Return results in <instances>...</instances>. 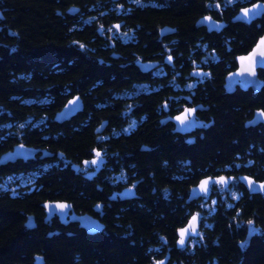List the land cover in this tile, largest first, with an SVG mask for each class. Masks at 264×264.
Wrapping results in <instances>:
<instances>
[{"label":"flooded vegetation","instance_id":"flooded-vegetation-1","mask_svg":"<svg viewBox=\"0 0 264 264\" xmlns=\"http://www.w3.org/2000/svg\"><path fill=\"white\" fill-rule=\"evenodd\" d=\"M118 2L110 9L116 11L114 17L102 13L96 29L100 50L111 52L109 58H101L104 71L97 80L100 87L107 86L108 81L117 85L113 99L117 101L118 121L112 124L102 119L100 148L90 157L71 163L73 174H68L66 187L76 199L58 200L64 204L61 215L48 216L42 204V216L9 209L18 223L15 221L16 228L10 225L0 232V243L5 246L0 264H116L112 256L118 251L125 256L133 244H126L125 240L133 230L149 226L135 223L132 214H143L149 219L151 212L161 211L160 206L150 207L158 194L162 199L166 197L165 188L157 189L156 179L175 176L181 188L183 170L195 181L189 186L188 195L202 179H213L206 192L187 203L194 204L199 226L198 213L223 210L231 199L264 197V190L250 192L243 182L264 184V63L257 65L264 60V45L257 56L250 55L264 41V0H176L171 7L161 4L166 9L175 8L177 13L167 14L170 22L154 31L148 13H134L136 8L147 10L153 4L147 0H129L127 6ZM65 5L64 1L66 10ZM245 10L247 15L236 20ZM61 19L69 28L71 17ZM182 19L191 21V26L182 29L177 23ZM199 20L210 24L196 25ZM3 22L0 8V51L5 48ZM152 40L157 44L155 48ZM19 41L23 43L24 37H19ZM70 46L66 44V51H70ZM238 58L242 59L240 76L226 79L240 69ZM71 59L67 57L65 67L68 87L74 83ZM137 63L146 65L140 68ZM150 63L155 64L147 66ZM77 91L69 98L78 95L83 105ZM115 126H120V130ZM7 127H13L16 133L19 130L17 126H7L6 112L0 110V156L21 143L15 142L17 138L14 141ZM108 134L116 140L106 142ZM119 135L130 136V141L117 142ZM135 145L138 151L134 153ZM183 147L198 156L192 168L184 169ZM157 148L159 160L153 157ZM139 151L148 158H135ZM39 156L40 152L26 161L16 159L0 164L1 197L19 203L24 193L35 190L36 163L42 162L43 168L53 166L51 161L46 163L48 158ZM63 161L70 163L69 159ZM23 166L31 169L23 174ZM221 178L224 183L219 182ZM78 217L84 220H76ZM159 226L165 227L162 223ZM23 233L29 235L25 240ZM36 234L51 246L62 241L65 252L31 253ZM176 241L174 247L151 245L149 239L141 242V251L148 252L147 264L162 260L168 264L172 257L180 258V249L193 237L182 247H177ZM23 244L28 245L27 252L22 251Z\"/></svg>","mask_w":264,"mask_h":264},{"label":"trees","instance_id":"trees-1","mask_svg":"<svg viewBox=\"0 0 264 264\" xmlns=\"http://www.w3.org/2000/svg\"><path fill=\"white\" fill-rule=\"evenodd\" d=\"M127 1L129 0H0L6 32L5 48L0 51V110L6 112L7 126H17L19 129L16 133L13 127H7L6 131L12 133L14 141L17 138L15 142L46 149L53 154V157L45 160L46 163L53 162V166L43 168L42 162L36 163L37 187L34 191L24 193L19 203L0 196V232L10 225L17 227L16 220L9 212L11 207L14 212L21 210L23 213L33 212L36 216H42V203L76 199L75 194L72 191L70 193L66 187L68 174H73L71 163L90 157L96 148H100L98 143L101 139L95 129L102 119H108L112 124L118 121L115 111L117 101L113 99V95L118 92L117 85L108 81L107 86L100 87L97 80L104 71L100 64L101 58H109L111 52L103 53L100 50L96 29L102 13L106 12L103 15L114 17L116 11L110 9L116 7V2L127 6ZM147 1L153 5L147 10L136 8L134 13L150 15L151 31L170 22L167 14L177 13L175 8H170L176 0ZM161 4L170 7L166 9ZM70 7L78 8V13L66 15ZM184 12H187L186 9ZM63 16L71 17L69 28L64 26L61 19ZM177 23L182 29H187L192 24L185 19L178 20ZM19 37H24L23 43L19 41ZM66 44L71 45L69 52L66 51ZM151 44L152 48L157 46L153 40ZM67 57L72 58L71 67L74 72L71 87L66 84ZM75 89H79L77 92L83 99L84 110L69 119L70 122H55L54 114ZM114 129L120 130V126H115ZM108 137L105 138L106 142L116 140L111 134ZM230 139L233 143L232 136ZM129 141L130 136L127 135H119L117 140ZM136 146L138 145L133 146L134 153L138 151ZM58 154L59 157L56 156ZM134 157L142 160L148 158L141 151ZM153 157L159 160V148L155 150ZM197 157L194 150L183 147L181 158L184 169L192 168ZM64 159H69L70 163L66 164ZM22 168L23 174L31 169L29 166ZM185 171L183 170L181 178V188L175 176L156 179L157 189L165 188L166 197L162 199L158 194L152 199L150 207L160 206L161 214L151 212L149 219L143 214H132L131 220L135 223L145 222L149 226H135L137 228L133 230L132 236L125 240L126 244L133 241L125 256H121L119 251L112 256L116 264H147L148 252L140 249L141 242L146 239H149L151 245L175 246L177 229L185 225L194 214V204H187V193L189 186L195 181ZM139 172L144 173L143 167L139 168ZM197 215L200 218L198 235L180 249V258L172 257L168 264H264V197L252 200L243 198L239 201L231 199L223 210ZM22 218L21 224L25 220ZM160 223L165 227H160ZM23 229L21 226V230ZM22 237L25 240L29 235L23 233ZM35 237L36 244L31 247V253L62 255L65 252L62 241L51 246V243L48 245L43 242L40 235L36 234ZM4 248L0 243V253ZM28 249V245L23 244L22 251L27 252Z\"/></svg>","mask_w":264,"mask_h":264},{"label":"water","instance_id":"water-1","mask_svg":"<svg viewBox=\"0 0 264 264\" xmlns=\"http://www.w3.org/2000/svg\"><path fill=\"white\" fill-rule=\"evenodd\" d=\"M78 8L76 7H70L67 9V13L73 15L75 13L78 12ZM245 14L244 12H240L237 17L236 20H240L241 17H243V15ZM210 22L205 21V20H199L197 21L196 25H207L209 26ZM209 28V27H208ZM264 45V43H262L261 41L254 47L253 52L250 54L252 56H257L259 54V50L261 48V46ZM238 63L240 65V69H238L236 72L228 75L226 77V79H231L233 77H238L240 76L241 73V65H242V59L238 58ZM264 63V60L258 61L257 65H261ZM155 63H150L147 66H153ZM137 65L141 68L143 65L146 64H139L137 63ZM83 109V105H82V101L80 99V97L78 95H75L71 98H69L64 105L54 114L53 120L57 123H62L66 120L71 119L73 116H75L78 112L82 111ZM177 122V120H175ZM104 124L98 126L95 129V133H99L102 131ZM178 131L180 130L179 128L177 129ZM40 152V159H44V158H49L52 157L53 154L45 149H37L31 146H27L25 144H17L13 147V149L3 153L0 156V164H4L6 162H10V161H15L16 159H22L24 161L31 159L32 157H34L37 153ZM213 179L210 178H206V179H202V181H208L209 183L212 181ZM200 181L198 183V185L194 186L191 188L190 192H189V196L187 198V202H190L193 199H196L200 194H202V192H206V191H202L201 190V182ZM244 184L246 185L247 189L250 192H260L264 190V184H260V183H256L253 180H244L243 181ZM251 182V183H250ZM63 202L60 201H46L44 203H42V206L45 208L46 213L48 216H51L53 213H58L59 215H61V212L63 210ZM193 217L196 218L195 220V228L194 230H192L190 228V224L193 221ZM76 220L79 221H83L84 218L82 217H78L76 218ZM181 230H187L185 232L184 235V242L183 244L180 243L181 240ZM198 230H199V220L197 218V216L195 214L191 215L189 217V219L187 220L186 224L183 225L182 227L178 228L176 231V235H177V241H176V245L177 247H182L186 244V242L191 238V237H195L198 235ZM250 236V235H249ZM248 236V237H249ZM153 264H165V260L162 261H157Z\"/></svg>","mask_w":264,"mask_h":264},{"label":"snow or ice","instance_id":"snow-or-ice-1","mask_svg":"<svg viewBox=\"0 0 264 264\" xmlns=\"http://www.w3.org/2000/svg\"><path fill=\"white\" fill-rule=\"evenodd\" d=\"M245 15H247V10H245ZM262 43H264V41H262ZM190 111L191 110H189V114H190ZM187 117H184V119H186ZM178 119H180V118H178ZM100 154L99 153H97V156H99ZM94 163H95V161H94ZM220 183H224V181H223V178H221V180L219 181ZM251 183V182H250ZM208 184H209V182L208 181H202L201 182V190L202 191H207V187H208ZM262 187H264V186H262ZM61 207H63V206H61ZM195 220H196V218L195 217H193V221L191 222V224H190V228L192 229V230H194V228H195ZM187 230H181V233H180V235H181V240H180V243L181 244H183V242H184V235H185V232H186Z\"/></svg>","mask_w":264,"mask_h":264}]
</instances>
